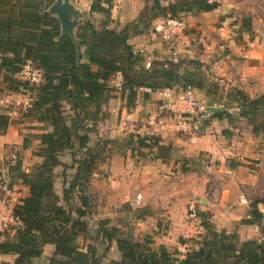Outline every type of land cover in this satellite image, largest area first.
<instances>
[{
    "label": "trees",
    "instance_id": "obj_1",
    "mask_svg": "<svg viewBox=\"0 0 264 264\" xmlns=\"http://www.w3.org/2000/svg\"><path fill=\"white\" fill-rule=\"evenodd\" d=\"M55 0H0V72L7 83V90L18 92L21 88L31 96L24 117L41 123L40 133H33L39 147L33 152L42 158L30 172L20 171L21 159L10 171L19 173L20 182L29 194L16 210L19 220L13 236L0 239V254L15 256L13 264H32L44 253L46 244L55 246L48 264H102L92 245L82 247L78 239L95 237L107 243L115 241L120 259H111L108 264H264V213L257 208L260 201H253L249 216L241 223L258 225L261 238L242 240L237 230L218 229L208 210L197 212L203 233L190 238H180L185 251L169 249L165 244L154 245L151 234L136 239L120 226L111 224V218H101L94 234L87 216L91 214L93 196L89 190L92 176L98 164L105 160L106 143L98 144L100 152L89 146L90 134L97 131L101 121L108 117L104 106L113 97V88L106 80L115 72H122L124 85L121 94L126 106H135L140 89L152 91L173 89L176 85H191L202 90L208 97L218 92L208 86V79L196 69L185 68L186 60H153L146 67V57L130 43L133 35L153 29L160 18H178L183 14L212 12L221 5L218 0H175L162 4L153 0L150 7L143 8L138 17L123 27H110L113 22V0H92L91 12L105 16L100 28L87 20L76 31V40L63 33L60 20L48 11ZM249 18H244L241 27L251 31ZM77 43L82 47L84 58L80 60ZM31 61L42 70L38 83L22 81L17 77L22 66ZM187 63L199 65L197 60ZM218 85V84H217ZM4 89L0 86V93ZM208 105L223 104L226 110L212 116L233 118L229 106L236 105L239 116L252 126L254 135L264 133V93L253 96L239 87H232L226 94V103L211 101ZM69 110V111H68ZM11 124L9 114H0V129ZM30 136H25L23 148H28ZM138 148L159 146V156L170 157L171 145H161L160 137L130 134L122 139L123 146L131 148L132 140ZM116 140H108V143ZM137 148V149H138ZM71 153L70 166L61 159L65 151ZM189 159H186L188 161ZM65 171L75 169L71 181L63 182L62 196L55 190L56 168ZM190 168L182 166V171ZM63 176V177H64ZM14 179V178H13ZM76 198L79 206L67 209L61 199L71 205ZM134 213L135 220L153 216L150 206L124 208ZM76 214V215H75ZM158 227L161 224L158 223ZM1 264H10L2 261Z\"/></svg>",
    "mask_w": 264,
    "mask_h": 264
},
{
    "label": "crops",
    "instance_id": "obj_2",
    "mask_svg": "<svg viewBox=\"0 0 264 264\" xmlns=\"http://www.w3.org/2000/svg\"><path fill=\"white\" fill-rule=\"evenodd\" d=\"M71 2L83 14L81 22L74 29L75 34L78 26L87 20L91 21L97 28L102 26L105 16L98 12H91L92 0H72ZM144 5V0H113L111 10L112 19L120 24L133 21L138 17ZM213 12L215 11L206 13ZM112 24L113 23L110 25ZM119 27L120 26H118V28ZM184 30L179 31L172 40H165L161 35L154 33L152 30H148L140 35L131 36L130 43L134 46L136 51L142 53L146 57V64L148 62L151 63L153 60L171 59L173 50H177L181 58H189L192 54L189 56L188 53L195 51V43L193 44L194 40L188 32V28ZM199 59L202 62L208 61L205 55H201ZM215 64L216 65L211 69L213 71H216V67L218 66L217 63ZM223 72L227 73L221 71V74H223ZM183 87L182 85H176L173 89L182 90ZM161 90L163 89L156 91H152L148 88L140 89L136 104L132 108L126 106V99L120 92H113V97L104 106L105 110L108 112V117L99 123L97 133L90 134L89 146H92L93 143L96 144L95 141L98 137H103L100 135L107 136L106 138L111 140H116L118 137H125L120 122L126 117H128L129 121L134 122L135 127H139L155 117L164 115L160 101ZM251 92L253 91L251 90ZM13 93V98H15V100L25 99L27 96L25 91L21 90ZM3 98L4 95L0 94V114H9L10 109L7 111L3 109V105H6ZM202 101L208 103L205 100ZM214 106L225 107L223 104H216ZM233 110L237 112H233ZM239 110L240 109L236 107V105L228 109L230 113L234 114L233 118L227 117L226 115H211L206 127L200 128L195 134H188L177 130L175 120L167 118L166 129L159 137L161 145H171L170 159L156 157L159 156L158 152L153 154L155 152L154 150L148 151L150 147L138 148L137 143L134 145V157L138 150H143L146 154H142V157L146 158L153 154V160L144 161V159L138 162V157H136L134 158V164L129 163V159H126L128 163H125L126 160L114 151V153L108 157L110 161L104 164L108 165V172H110V175L104 180H98L97 183L94 182L99 186L100 191H102L98 202L99 213L96 219L110 217L112 203H116V198L120 195L123 202L126 200L123 197L125 195L134 194V199H136L138 194H142V204L139 207H168L169 213L171 214L169 218L173 221L172 224L174 221L178 223L184 217L185 212H187L188 201L194 199V203L199 201L202 209L212 213V220L218 229H226L228 231L237 230L242 240L261 238L262 233L258 225L243 224L241 220L249 216L251 204L255 200L260 201L257 204V208L264 213V150L261 152L256 150L259 146L258 141L264 136V133L259 136L254 135L252 126L245 118L239 117ZM33 124L41 125V123L36 121H34ZM25 132L33 131L24 128V121L22 119H20L18 123L11 122L6 130L0 129V165L12 146L19 149V145L24 141ZM115 143H119V141ZM109 144L110 143H107L108 148H106L104 154H107V151L110 150ZM113 147H115V145ZM22 148L23 147L20 146L19 150L23 151L24 148ZM137 148L138 150H136ZM25 151L28 152V149ZM13 154H18L23 160L22 152H17L16 154L14 150V152H11V155ZM32 156L33 159L40 158L38 156ZM181 158H184V161L181 162ZM185 159H193L192 162L196 161V167L202 164V169H204V171L202 170L200 174H205V171H207L210 172L211 175L206 174L204 177L194 180L193 184L188 181L186 183L184 179L183 183L185 185H182L184 187L174 194L175 198L180 201L171 209V206H168L164 199L161 198L159 184L155 186V183L160 181V177H158L160 169H167V167L170 168V165H172V168L175 167L177 169L176 172H181V164H185V166L190 168V165L188 166ZM122 160L125 164L122 165V169H118V163ZM142 169H144L143 174H141L140 171ZM146 170L152 174L151 177L148 176ZM189 170L191 171L192 168ZM119 172L124 175V180L122 181L117 179ZM194 172L199 175L197 170ZM135 176L143 178L142 181L144 184H141V187H139V185L135 186ZM168 176L170 177V175ZM132 179H134V193L130 191L133 185L131 184L133 182ZM24 187L26 190L25 196H27L29 190L26 186ZM158 188L159 190H157ZM55 189L57 194L61 195V191H57L56 184ZM188 189L193 193L192 195L189 194L191 195L190 197H187L189 196L187 194ZM148 218L158 220L159 215L154 213L153 216H149ZM183 225L187 226L188 221H184ZM171 232L174 231L171 230ZM174 238L175 236H163V238H160L159 244L168 246L172 243L171 241ZM177 244L178 241L175 242V245ZM177 248L184 251V247L182 248L180 245H178ZM54 249L55 246L53 244H46L42 256L34 259L32 264H48L49 257L52 256ZM14 259V255L0 254V262L6 261L13 264ZM116 259L118 258L116 257Z\"/></svg>",
    "mask_w": 264,
    "mask_h": 264
},
{
    "label": "rangeland",
    "instance_id": "obj_3",
    "mask_svg": "<svg viewBox=\"0 0 264 264\" xmlns=\"http://www.w3.org/2000/svg\"><path fill=\"white\" fill-rule=\"evenodd\" d=\"M175 0H161L162 4L166 5L169 2H172ZM221 5L215 10L213 13H206L202 12L199 14H192L187 13L183 14L179 19H182L186 22V28H188V32L191 34L193 41V44L195 43V51L192 53H188V55L191 57L181 58L179 52L177 54L180 56V60H186L185 62V68L188 69H196L199 74L202 76L207 77L208 79V86H213L217 88L215 90H218L217 93L214 95H211L208 97L205 92L202 90L197 89V94L200 100H205L207 102L216 101L217 103H226V94L228 90H231L232 87H239L243 90H246L249 92V94L256 96L263 94L264 92V0H218ZM144 7H150L153 3V0H144ZM142 8V9H143ZM140 13V12H139ZM244 18H249L251 22V31L244 30L241 27V22ZM113 24L110 25V27L114 28L120 26L123 27L125 23L120 24L119 22H115L113 20ZM119 27V28H120ZM184 30V31H185ZM197 49V52H196ZM176 52L175 50L172 51V55ZM201 55H205L208 58V61L202 62L199 58ZM196 57V58H194ZM188 60H197L199 61V65H195L192 63H187ZM216 71L211 70L214 65H216ZM146 64V63H145ZM221 71H225L227 73L221 74ZM18 77V76H17ZM19 78V77H18ZM218 84V85H217ZM235 85V86H232ZM0 86L4 89L0 94L4 95L3 100H5V104L3 105V109L7 111L8 109L12 108L13 103H15V98H13L14 93L7 90L6 86L7 83L3 81L2 79V73L0 72ZM25 90L24 88L20 89ZM251 90L253 92H251ZM7 106V107H6ZM232 106H229L231 109ZM228 108V109H229ZM69 111V110H68ZM233 112H237L233 110ZM240 117V116H239ZM12 123H18L20 119L24 121V128L27 130H32L33 132H25V136L29 137L28 142V152H26L23 148L20 149V146L23 147V143L19 145V149L17 147H11V150L8 151L7 155L4 157V160L1 162V167L4 166H11L12 167V159L14 154L11 155V152L15 150L16 154L17 152H22V157H19V155L16 156V162L21 159L22 166L20 168V171L24 172H30L31 169L41 163L42 158L33 159V152L37 150L39 147V140L36 139L33 135V133H40L41 131L37 128V126L40 125H34L33 120L27 117H24V113H20L17 115H13L10 117ZM24 118V119H23ZM33 121V122H32ZM118 121V120H117ZM132 123V122H131ZM134 124V122H133ZM141 126V125H140ZM123 129V127H122ZM134 128L130 131V129H123V134H125V137H118L116 139V142L119 141V143H112L110 142L109 148L110 150L107 151V154H103V157H106L105 160L101 161L98 164V167L96 169L95 174L92 176V182L89 186V190L92 194L93 198V207L90 215H88L86 218L90 224L91 230L94 234V230L97 226V222L99 219H96V216L99 213L98 208V202L99 198L101 197L100 188L95 183L98 182V180H104L109 175L110 172H108V165H104L108 163L110 160H108V157L116 151L119 155H121L125 160L129 159V163L134 164V158L138 157L136 160L139 161H151L153 160V154L161 153L163 152V149H160L159 146H151L150 150H154L155 152L144 158L142 157V154H146L143 150L140 151L138 149L137 154L134 157V139L132 140L131 148H126L123 146L122 139L126 138L128 135L132 133ZM98 132L97 131L94 133ZM134 134V131L133 133ZM99 135V134H98ZM103 137H98L96 139V144L93 143L92 148H94V152L98 153L100 152L98 149L100 147H97L98 144L102 145V143H108V140H111L109 138H106L107 136L100 135ZM25 138V137H24ZM38 141V142H36ZM259 146L256 148L258 152H261L264 150V136L260 138V141H258ZM115 145V147H113ZM106 148H108V145H105ZM117 146V147H116ZM18 150V151H17ZM36 156V155H34ZM170 156V154H169ZM169 158V157H168ZM61 159L64 163H67L70 166V163L72 162L71 153L69 150L65 151V153L62 155ZM170 159V158H169ZM186 160V159H185ZM193 159H190L188 161H185L188 163V166L192 168L190 171H181L176 172L177 169L175 167L172 168V165H170V168L167 167V169H160L158 177H160V181L155 183V186L159 184V193L161 194V198L164 199V201L168 204V206H171V209L175 206V204L180 201L175 198V192L182 189L185 185L183 183V180H186L188 182H192L198 179L204 177V175L208 174L211 175L210 172L205 171V174H200L202 170V164L195 166L196 161L192 162ZM12 163H11V162ZM170 161V160H169ZM180 161H184V158H181ZM16 162L14 164H16ZM127 160L125 161V163ZM123 160L118 163V169H122V165L125 164ZM128 163V162H127ZM145 163V162H144ZM183 165H180V168ZM197 170L199 173L196 174L194 172ZM141 174H143L144 169L140 170ZM65 176L62 174L64 173L63 166H60L57 168V174L55 176V184L57 186V191H61L62 196V189H63V182L66 180V183L68 184L73 176V173L75 172V169L69 168L65 171ZM146 173L149 177L152 176V174L149 173V171L146 170ZM170 175V177L168 176ZM64 176V177H63ZM14 181L17 185H20L21 187V193L24 194L25 197V185L20 182L19 173L17 170L13 173ZM135 186L139 185L141 187V184L143 183L142 177L135 176ZM119 181L124 180V175L120 172L118 173ZM132 187L130 188V191L134 193V179H132ZM95 182V183H94ZM153 187V186H152ZM56 190V189H55ZM129 191V192H130ZM151 192V191H150ZM173 194V195H171ZM187 194H193L191 190L188 189ZM177 195V194H176ZM191 195L187 196L190 197ZM126 200L122 202L121 195L116 198L117 202L112 203L111 206V216L105 217V218H111V224L120 226L126 233L131 234L133 238L136 239H143L146 234H151L154 239V245H158L160 243V238L163 236L166 237H174L175 238L171 241L170 245H168L169 249L177 248L178 245H180L182 248V244L180 243V238H190L192 236H197L200 233L204 232V229L200 226L199 221H193L189 218V210L190 208H195L197 212L200 210H204L200 207L201 203L195 202L194 199H191L188 201L187 206V212H185L184 217L177 223L174 221L172 224V220L169 213V208H163L161 206L152 207L153 213H156L159 215L158 220H154L152 218H146L145 220H135L134 219V213L129 212L128 208H124V204H130L133 208H137L142 204V201L140 204L135 203L134 194L132 195H125L123 196ZM62 204L67 209L75 210L79 206V200L75 197V199L72 201L71 205L65 203L61 199ZM193 202V203H192ZM191 203V204H190ZM76 215V214H75ZM184 221H188V225H183ZM158 223L161 224V227H158ZM156 227V228H155ZM175 228V229H174ZM174 231V232H171ZM186 230V231H185ZM174 233V234H173ZM178 241V244L175 245V242ZM78 244L82 247H85L87 245H92L95 247V250L99 256L103 258L102 264H108L111 259H120V251L117 247L116 242L114 241L108 248L107 243L101 241L100 239L95 237V234L93 237H83L81 236L78 239ZM183 250V249H182ZM185 251V247H184ZM117 259V260H118ZM2 262V261H1ZM0 262V264H1Z\"/></svg>",
    "mask_w": 264,
    "mask_h": 264
},
{
    "label": "built area",
    "instance_id": "obj_4",
    "mask_svg": "<svg viewBox=\"0 0 264 264\" xmlns=\"http://www.w3.org/2000/svg\"><path fill=\"white\" fill-rule=\"evenodd\" d=\"M72 1V0H71ZM186 24L179 18L166 17L158 19L152 31L161 35L165 40H172L179 31L184 30ZM171 60L174 62L180 61V56L175 50ZM150 66V62L146 67ZM22 81L38 83L42 80V70L36 67L31 61H27L21 71L17 74ZM106 83L113 88L114 92H121L124 85V77L122 72L118 71L110 75ZM25 91V90H22ZM26 92V91H25ZM25 99H17L9 110L10 117L26 111L31 102V96L26 93ZM161 107L164 115L155 117L143 126L135 127L128 117L121 120V127L130 129L134 128V134L147 137L159 136L167 126L166 119L172 118L175 120L177 130L188 134H195L200 128H204L213 112L208 110V105L200 100L197 94V89L191 85H186L182 90L179 89H163L161 90ZM132 122V123H131ZM132 131V133H133ZM12 164L16 162V156L11 158ZM11 166H2L0 169V239L8 236H13L16 226L19 223L16 210L24 199V194L21 193L20 185H17L10 171ZM142 194L136 196L135 202L140 204ZM189 218L193 221L198 220L197 210L190 208Z\"/></svg>",
    "mask_w": 264,
    "mask_h": 264
},
{
    "label": "water",
    "instance_id": "obj_5",
    "mask_svg": "<svg viewBox=\"0 0 264 264\" xmlns=\"http://www.w3.org/2000/svg\"><path fill=\"white\" fill-rule=\"evenodd\" d=\"M49 12L56 15L60 20L63 33L69 34L74 40H76V34L74 29L81 22L82 12L75 7L71 0H55L50 6ZM79 52V58H84L82 47L77 43ZM210 112H219L225 110V107L208 106Z\"/></svg>",
    "mask_w": 264,
    "mask_h": 264
}]
</instances>
